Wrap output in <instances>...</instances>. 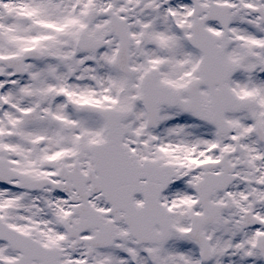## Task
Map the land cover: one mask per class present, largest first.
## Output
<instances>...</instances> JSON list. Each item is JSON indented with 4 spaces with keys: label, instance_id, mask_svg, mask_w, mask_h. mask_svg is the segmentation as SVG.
Segmentation results:
<instances>
[{
    "label": "snow or ice",
    "instance_id": "6c2138e0",
    "mask_svg": "<svg viewBox=\"0 0 264 264\" xmlns=\"http://www.w3.org/2000/svg\"><path fill=\"white\" fill-rule=\"evenodd\" d=\"M0 264H264V0H0Z\"/></svg>",
    "mask_w": 264,
    "mask_h": 264
}]
</instances>
